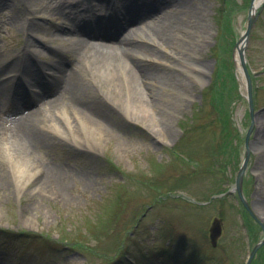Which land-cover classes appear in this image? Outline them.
<instances>
[{"label": "rangeland", "instance_id": "374dc122", "mask_svg": "<svg viewBox=\"0 0 264 264\" xmlns=\"http://www.w3.org/2000/svg\"><path fill=\"white\" fill-rule=\"evenodd\" d=\"M51 1L0 0L1 61H7L12 54L28 52L27 31L30 26L22 22L27 20L28 23L30 19L36 21L29 13L28 5L48 15L46 21L41 19L39 24L49 28V24L53 23L48 14L51 12L49 9L45 12L44 6ZM188 1L189 8L181 9L183 6H180L174 12H169L161 23L159 21V24L151 27L156 29L160 26L158 37L167 42L177 31L185 35V48L179 50L180 57H172L173 64L164 65L159 59L146 62L153 73L161 75L160 80L170 82L172 90H178L172 96L161 86L153 89L154 94L149 92V98L153 97L149 102V107H153L149 122L156 124L154 127L146 125V121L140 123L128 118L123 103L126 93L111 84L113 89L108 86L107 70L99 76L105 88L88 78L90 92L94 95L95 91L105 102V114L101 121L105 138H98L97 142L88 140L86 136L82 138L84 132L80 137L70 134L69 138L56 134L46 136V140L37 142L36 146L32 143V148L25 150L21 146L20 135L10 126L13 124L11 119L5 117L6 111H32L39 103L22 107L16 101L0 104V139L5 138L13 152L32 167L36 166L35 174L31 176L26 173L30 171L28 167L21 162L19 165L7 158H0V264H113L117 260L119 264H134L130 259H135L136 264H246L252 246L264 236V231L258 228L251 239V227L242 223L246 217L240 210L238 194L232 188L248 147L253 158L249 157L245 172V192H248L247 199L256 216V224L264 223V215L257 213L253 207L258 179L261 181L264 176L259 178L262 170L255 169V162L264 150L251 145L258 128L264 124L258 121V114L264 110V0L258 8L246 47L249 68L257 86L253 116L248 113L249 104L244 96L247 93L246 85L236 63L234 71L239 86L234 87L227 74L232 66L224 70L230 77L226 78L231 95L227 94L226 85L220 86V92L224 93L222 97H225V108L233 110L232 117L239 133H242L239 140L233 136V131L222 132L221 114L214 110L211 97L214 88L207 89L210 96L206 104H202V91L210 83L216 65L214 48L218 44V26L215 20L222 0ZM236 1L239 5L237 8L242 7L233 16V31L238 39L247 26L252 0ZM84 5L88 3L85 1ZM53 15L59 23L64 21L63 17ZM188 18L191 20L190 29L186 26ZM34 31L36 33V29ZM71 33H65V39L70 38ZM188 34L191 38H187ZM50 38L46 41L48 47L42 52L38 54L35 50L37 53L28 56L44 68L56 59L59 61L56 57L57 47L71 53L66 40L51 41ZM234 49L232 44L225 52L228 66L232 58L235 62ZM151 51L164 53L156 48H151ZM69 57L73 58L72 55ZM69 65L76 66L75 61ZM82 72L84 74L86 71ZM28 77L24 74L22 80H28ZM134 83L131 88H126L135 99L143 96L142 87L145 85ZM74 90L78 91V85ZM70 96L71 91L60 101ZM113 98L120 103H115ZM230 99H236L231 107L228 104ZM161 104L167 105L168 109ZM159 108L167 111L158 113ZM55 110V106L48 105L41 109L37 117L29 119L28 125H35L37 133H40L41 121L45 119L53 118L67 123ZM251 124L253 128L246 144V134ZM155 129L160 130L157 132ZM174 145H179L181 153L197 162V172L188 168V161L187 164L181 160L177 164L172 162L163 168L155 166L156 161L179 160V155L170 154ZM216 145L217 149H223L221 153L217 149L214 151ZM212 152L215 153L211 155ZM262 161L264 163V158ZM210 162L213 166L207 165ZM222 162H228L229 167L226 166L220 174L222 180L219 182L215 167ZM148 180L154 183L150 184ZM261 183L264 184V181ZM223 188H230L227 198L215 201L214 193ZM129 190L131 194H128L130 200L126 211L118 214L113 222L114 226L117 224L116 230L110 227L112 230L109 234L92 236V225L98 222L99 226L102 217L107 216V212L102 210L119 202L120 197ZM167 193H171L170 196ZM159 195L161 200L158 199ZM196 201H199L197 205L193 203ZM215 217L223 219V232L217 246L211 244L209 233ZM16 230L37 231L41 235L37 234L33 240H25L15 234L18 233ZM46 235L57 240L56 244L48 245L43 239ZM122 238H125V244L120 249ZM116 243H119L117 254L114 253ZM98 246L100 249L110 248V254L100 256L95 249L89 252L91 247ZM115 254V258H112Z\"/></svg>", "mask_w": 264, "mask_h": 264}, {"label": "bare ground", "instance_id": "6f19581e", "mask_svg": "<svg viewBox=\"0 0 264 264\" xmlns=\"http://www.w3.org/2000/svg\"><path fill=\"white\" fill-rule=\"evenodd\" d=\"M76 1L52 0L49 4H46L44 11L50 10L49 16L53 22L49 24V28H46L47 26L42 27L37 20L43 19L46 21L48 15L37 8L35 9L32 5H28L29 13L37 19L36 21L30 19L28 23H26L27 20L22 22L23 25L28 24L30 26L27 31V53L29 54V51L43 50L42 48L46 47V41L49 36H51V41L66 40L71 48L70 53L58 47L57 57H59V61L50 65L48 71H43L40 66H36L35 69L36 61L30 62L19 54H12L5 62L0 60V104H4L6 101H16L22 107L32 103H39V106L36 109H32V111H20L22 114L13 118V124L10 125L20 135L21 146L25 150L32 148V143L36 146L37 142L45 141L46 136L49 135L61 134L69 138L70 134L79 135L80 137L81 133L84 132L82 138L86 136L88 140L93 139L97 142L98 138H105L101 128V121L104 118L103 113L105 114V106H103L105 102L95 91L94 95L90 92V83L88 81V78L90 80L93 79L95 84L105 88L102 78L99 77L104 70L108 72V86L112 89L114 87L125 91L126 96L123 99V103L125 104V112L128 118L140 123L146 121L145 124L151 127L156 124L149 122L151 121L150 114L153 113H150L153 107H149V102L152 101L153 97L149 98L151 96L149 92L154 94L153 89H156L157 86L167 90L169 96L178 92V90H172L170 82L160 80L161 75L153 73L146 62L159 59L164 65H168L169 63L173 64L172 57H180V49L185 48L183 44L185 35L177 31L176 37L172 36V39L169 37L170 42H167L162 37L163 40L158 37L160 26L156 29L151 27L157 25L159 21L161 23L169 12H174L180 6H183L181 9L189 8L190 2L188 0H81L80 3ZM85 1L89 5L92 1L95 3V7L85 6ZM262 2L263 0H254V9H258ZM73 3L78 4L81 8L73 6ZM2 4H4V1H2ZM104 9H108L111 12L103 11ZM68 12L72 13L70 18ZM53 14H57L60 18L63 17L67 20L60 24ZM190 22L191 20L188 18L186 26L189 29L191 27ZM34 29H36V33ZM69 31H72V36L65 39L64 35ZM189 35L187 38H191ZM31 46L35 47L30 49ZM151 48L162 49L164 53L159 54L156 51L157 54L152 52ZM49 49L52 50L53 48ZM31 54H34V52ZM68 54L72 55L73 58H70ZM236 59L241 69L239 54H236ZM74 61L76 66L70 67V62ZM20 66L24 69L22 73L29 75L28 82H24L25 87L28 89L22 84L18 69ZM82 70L86 72L83 74ZM239 72L241 73V71ZM134 82L145 85L142 87L144 89L143 96L140 95L135 99L132 93H129V89L126 88H131L135 84ZM77 85L78 91H75L74 87ZM71 87L72 90H70ZM95 89L98 91L97 88ZM70 91L71 96L60 101ZM88 94L89 97H86ZM113 100L117 104L120 103L116 98H113ZM48 105L51 107L55 106V113L67 123H62L53 118L45 119V121H41L40 127L42 130L37 133V127L28 125L27 122L29 119L37 117L36 115L41 109L46 108ZM160 106L168 109L165 104ZM166 111L159 108L158 113H165ZM259 120L264 123V110L258 114ZM73 122H76V124H73ZM158 130L160 129H155L157 132ZM263 141L264 124L258 128L257 135L251 145L260 146L262 151L264 150L262 147L264 146ZM262 142L263 145L261 144ZM13 150L5 138L0 139V158H7L11 163L19 164L21 162L30 170L26 171L28 175L32 176L35 174L36 166L32 167L29 165L24 158L19 157ZM251 154L252 152L249 155L253 158ZM263 158L264 153L261 155L260 152V156L255 162V169H259L258 171L262 170L260 176L258 175L259 178L264 175ZM248 160L249 157L246 158V163ZM245 172L246 170L242 174L243 183L246 180ZM52 173L58 176L57 173ZM262 180L264 181V176ZM27 181L28 183L31 182L30 179ZM261 181L258 179L259 185L255 192L253 207L257 213L264 215V184ZM21 184L26 186L25 183ZM246 195L248 197V192ZM240 208L241 210H252L251 206Z\"/></svg>", "mask_w": 264, "mask_h": 264}, {"label": "trees", "instance_id": "16d2710c", "mask_svg": "<svg viewBox=\"0 0 264 264\" xmlns=\"http://www.w3.org/2000/svg\"><path fill=\"white\" fill-rule=\"evenodd\" d=\"M236 7V0H222V4L218 8V12L216 14L217 23L219 26V33H218V44L216 45L215 54L217 59L216 68L213 75L211 89L214 92L211 93V97L213 98L212 102L214 103V110L221 114L220 125L224 131H230V121L229 112L226 113L227 109L225 108V97H222L223 92H220V86L226 85V92L227 94L231 95V91L229 90L228 86V77H231V80L236 87V77L232 71L229 70V73L224 70L229 68L227 60L224 58L225 52L227 47L232 45L235 41L234 32H233V22H232V14ZM227 77V78H226ZM229 77V78H230ZM210 96L208 91H205V101ZM232 99V98H231ZM231 99L228 101V104H231ZM232 131V130H231ZM118 203V202H117ZM117 203L112 204V206L108 207L107 215L111 216V218L115 217L117 213ZM258 264V262H256Z\"/></svg>", "mask_w": 264, "mask_h": 264}, {"label": "water", "instance_id": "95a60500", "mask_svg": "<svg viewBox=\"0 0 264 264\" xmlns=\"http://www.w3.org/2000/svg\"><path fill=\"white\" fill-rule=\"evenodd\" d=\"M254 9H253V5L251 6V9H250V15H249V22H248V25H247V29L245 30V32L241 35V37L239 38L238 42L236 43V49H238V52L240 54V60H241V64L243 66V69L248 77V84H249V93L251 95V84H250V79H249V76H248V70H247V65H246V58H245V48H246V44L248 42V38H249V34H250V31H251V28H252V25L254 23V20H255V15H254ZM249 155V151L247 152V156L246 158L248 157ZM246 163V161H245ZM245 167V166H244ZM244 167H242L239 171V174H238V177H237V185L240 189V183H241V178H242V174H243V170H244ZM210 232H211V239H212V242L214 245L217 244V240L219 238V236L221 235V232H222V224H221V220L216 218L210 228ZM264 241H261L260 243H258L252 254H251V257L249 259V263L250 264V261H251V258L252 256L254 255L255 251L259 248V246L263 243Z\"/></svg>", "mask_w": 264, "mask_h": 264}]
</instances>
